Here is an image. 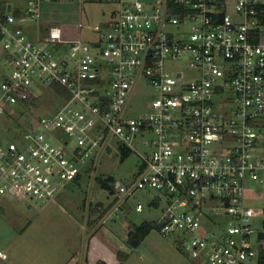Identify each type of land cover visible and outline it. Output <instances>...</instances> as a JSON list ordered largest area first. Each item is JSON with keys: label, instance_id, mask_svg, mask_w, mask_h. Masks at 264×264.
Instances as JSON below:
<instances>
[{"label": "built area", "instance_id": "1", "mask_svg": "<svg viewBox=\"0 0 264 264\" xmlns=\"http://www.w3.org/2000/svg\"><path fill=\"white\" fill-rule=\"evenodd\" d=\"M47 1L0 7V114L31 104L23 97L39 85L59 99L0 145V205L54 200L102 153L139 142L137 178L117 181L104 223L143 212L136 193L154 189L147 207L166 204L153 223L189 257L264 264V206L249 204L264 189V0H111L94 39L82 20L44 23L33 39ZM143 84L152 98L132 114Z\"/></svg>", "mask_w": 264, "mask_h": 264}, {"label": "rangeland", "instance_id": "2", "mask_svg": "<svg viewBox=\"0 0 264 264\" xmlns=\"http://www.w3.org/2000/svg\"><path fill=\"white\" fill-rule=\"evenodd\" d=\"M10 1L16 6L27 4V0ZM113 8L111 0L47 1L42 4V23L28 24V34L41 39L46 30L44 23L75 26L82 20L81 35L89 41L97 36L94 26L111 19ZM3 55L0 43V71L8 66ZM41 86L35 87L38 98L34 103H22L0 114V145L7 147L29 128L36 116L59 102L53 90ZM152 95V88L143 84L133 96L132 114L144 109ZM134 147L124 160L116 151L102 153L95 160L96 168L85 174L81 182L69 184L54 200L42 205L24 196L6 199L0 209V250L6 256L0 264H87L90 257L93 264H204L201 259L189 257L179 240L164 237L157 226L140 246L130 245L136 226L157 221L162 215L165 199L157 201L153 208L147 207L153 197H158L154 189L136 193L137 200L146 205L143 212L126 210L114 221L104 223V217L94 211L100 202L108 205L114 198L102 188L98 177L113 176L124 184L137 178L141 168L139 152L145 148L139 142ZM259 197L249 204L264 206V189ZM132 229L134 232L129 235Z\"/></svg>", "mask_w": 264, "mask_h": 264}, {"label": "trees", "instance_id": "3", "mask_svg": "<svg viewBox=\"0 0 264 264\" xmlns=\"http://www.w3.org/2000/svg\"><path fill=\"white\" fill-rule=\"evenodd\" d=\"M5 5H6V0H0V7L2 10L5 9ZM55 89L59 92H64L63 88H61V86L56 85ZM38 97H35L33 95H24L23 99L25 101H28L30 103H34L37 100ZM39 116H36L33 121L35 120H39ZM122 159L124 160L126 157L129 156L130 151L126 150V149H122ZM96 168L95 163H91L90 166L88 167L87 171L85 174L90 173L91 171H93ZM85 174H82L78 177V179L75 181V183H79L81 182V180L84 178ZM98 181L100 183V185L102 186V188L106 189L109 191V193L115 198L116 195V184H117V180L115 177L113 176H109V177H98ZM108 204L106 205L105 203H99L98 205L95 206L94 211L95 212H99L100 216L104 217L106 215V213L109 211V209L112 207L114 199ZM155 226V224L153 222L151 223H142L141 225H138L135 227V236L130 237V245L133 247H138L141 245V243L144 241V239L147 237V235L150 233V231L152 230V228Z\"/></svg>", "mask_w": 264, "mask_h": 264}, {"label": "crops", "instance_id": "4", "mask_svg": "<svg viewBox=\"0 0 264 264\" xmlns=\"http://www.w3.org/2000/svg\"><path fill=\"white\" fill-rule=\"evenodd\" d=\"M6 1H10V0H6ZM15 6H16V5H15ZM19 6H21V5H19ZM3 205H4V204H1V205H0V209L3 208ZM0 259L3 260V261H5V258H1V257H0ZM92 262H93V261H92L91 257H90V261H89V258H88L87 264H93Z\"/></svg>", "mask_w": 264, "mask_h": 264}, {"label": "water", "instance_id": "5", "mask_svg": "<svg viewBox=\"0 0 264 264\" xmlns=\"http://www.w3.org/2000/svg\"><path fill=\"white\" fill-rule=\"evenodd\" d=\"M133 232H134V230L132 229V230L130 231L129 235H132Z\"/></svg>", "mask_w": 264, "mask_h": 264}]
</instances>
